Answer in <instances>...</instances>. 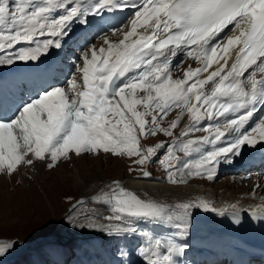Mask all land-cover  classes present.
<instances>
[{
	"label": "snow or ice",
	"instance_id": "6c2138e0",
	"mask_svg": "<svg viewBox=\"0 0 264 264\" xmlns=\"http://www.w3.org/2000/svg\"><path fill=\"white\" fill-rule=\"evenodd\" d=\"M125 8L134 10V19L130 18V30L122 33L123 38L113 42L108 33L115 36L122 32L125 22L106 27L103 17ZM96 18L99 22L93 25ZM74 23L82 28L78 39H85L90 29L98 28L104 46L93 45L82 53L79 63L73 65L76 71L67 81L71 85L67 92L63 86L51 85L16 106L10 117L0 111V171L7 168L14 172L22 162L33 165L45 160L46 154L50 159L47 167L54 169L59 159L68 158L70 153L79 156L98 150L136 156L138 165L150 164L153 157L164 163L167 156H174L173 148L182 147L187 152L195 144L201 154L194 167L188 162H181L178 168L166 163V168H175L169 171L168 179L176 183V172L183 178L187 169L189 176L211 180L222 155L225 162L240 156L242 146L258 142L253 133L264 141V118L245 129L254 113L264 108V80L255 79L257 71L264 72V0H0V51L8 52L0 64L37 61L50 48L61 49L62 41L67 42L64 38L71 39ZM138 28L144 31L138 32ZM237 45H242L237 61L222 75L229 50ZM178 52L202 61L203 66L189 67L185 79L173 80L170 66ZM213 63L219 65L216 70L200 79L199 74L208 72ZM175 67H180V62ZM249 69L252 71L244 77ZM77 74L82 84L77 83ZM215 78L219 79L206 94L204 86ZM138 92L145 95L138 97ZM140 104L144 112L136 111ZM197 105L207 107L201 113ZM174 107L186 109L193 121L181 136L198 131L210 134L186 143L177 137L171 145L161 142L155 148L142 149L141 137H154L158 132L173 136L178 121L170 127L160 125ZM149 115L151 121L145 119ZM205 119L213 123L199 127ZM227 132L230 136H225ZM18 136L22 143H18ZM221 137L227 141L225 146L201 152L202 145H215ZM157 149L163 150L159 156ZM142 175L151 174L143 171ZM113 184L111 193H104V201L113 213L106 219L118 222L115 234L135 235L140 223L174 228L176 231L167 237L142 233L145 243L138 254L145 264H181L180 258L190 247L185 239L189 210H208V203L173 206L141 199L118 181ZM251 213L264 222V204ZM235 223L240 224V219ZM12 246L0 242V256ZM120 255L127 253L121 250Z\"/></svg>",
	"mask_w": 264,
	"mask_h": 264
},
{
	"label": "rangeland",
	"instance_id": "374dc122",
	"mask_svg": "<svg viewBox=\"0 0 264 264\" xmlns=\"http://www.w3.org/2000/svg\"><path fill=\"white\" fill-rule=\"evenodd\" d=\"M114 12L111 14L114 15ZM130 18L134 19L132 13L123 17L121 21L125 22V26L122 32L117 33L115 36L108 33V38L113 42H118L119 39H122V33L128 31V29L130 30ZM108 25H111V23L109 22ZM97 33L99 36L93 38V40L91 39V42L87 40L89 44H86V40L82 42V39H76L74 43H72L73 40L66 42L60 51L61 58L56 61H54L53 55H58L53 54L55 49L52 48V52H48V56L45 55L46 58L42 56L37 61H17L12 65L2 64L0 66V75L4 72V74L6 73L10 77H0V91L5 93L4 88L7 87L8 90H11L9 94L7 93L8 96L13 93L19 94L21 97L31 98L42 91V89L48 88L51 85H57L65 87V91L67 92L71 86L67 81L71 74L76 71L73 65L74 63H79L78 58L81 57L82 53L93 45L97 48L104 46L101 40L103 33ZM87 36H92V34ZM7 54V51H0V57H5ZM46 60H50V62L46 63ZM41 63L44 66H49V68H42L43 70L41 71V68H38L41 67ZM22 64L42 72L44 77L50 74L51 81L49 80L48 84L43 86L44 88L38 83L36 84V81L32 82L31 85L29 82L26 84L21 81L19 82L18 79H15L13 82V75H15L14 68H19ZM189 67L191 66L185 63L180 67L173 65L170 67L171 77L173 76L175 80L184 79ZM76 79L78 84H82L80 74H77ZM191 82L189 81V83ZM203 91L205 93L208 92L206 86H204ZM143 95H145L144 92H138V97ZM10 97L12 99L11 95ZM192 103H196L195 100ZM197 106L200 107V105ZM206 107H200L201 113L204 112ZM263 109H260L259 114L253 115L248 124L245 125V129H250L259 119L264 118ZM144 110L142 104L136 106V111L144 112ZM0 111L3 112L6 118L13 114V112L10 113L8 111L5 104ZM187 113L186 109L174 107L161 121L160 125L161 127H170L173 121H178L177 128L173 129V136H165L163 133L158 132L154 137L141 138L140 147L143 149L142 143H144L145 139H148L145 147L153 146L155 148L161 142L166 146L171 145L177 137L180 138V141L186 143L188 140H199V138L210 134L209 132L198 131L191 132L188 136H181L180 133L193 124V121L190 119V123L186 124L185 128H183V119L188 115ZM126 115L130 119H134L130 113ZM145 119L151 121V115L146 116ZM218 119H223V117ZM212 123V121L205 119L200 122L199 127L203 128L205 125ZM118 127L122 129L123 124L118 125ZM136 127L138 128V126ZM221 130L223 131V128ZM225 136H230V132L225 133ZM253 137L256 138L257 136L254 134ZM226 144L225 137H221V140L217 141L215 145H202L201 152L225 146ZM196 148L197 145L195 144L191 145L187 152L182 147L173 148L174 156H167L164 163L158 162L157 157H155L151 163L154 169L152 174L149 177L142 175V178H133L134 174L142 167V165L135 163L138 157H129L126 153L122 155L105 153L102 150L90 153L82 152L79 156L70 153L68 158L61 157L54 169L47 167V163L50 162L47 154L45 155V160L35 161L33 165L20 163L14 172L9 173L7 168H5L3 171H0V242L12 243L13 245V243L22 244L23 242H30L41 236L51 238L43 244L36 245V243H32L31 245H25L24 251H27L28 254L19 264H84L86 261L89 264L88 261H90L94 252L95 256L91 260L92 264H120L122 260L124 264H145L144 259L138 254L137 247L135 246L136 236L140 237V231H138L136 236L132 234H115V224L118 222L106 219V217L113 215V213L111 205L104 201V193H111L114 181L120 182L122 187H125V182L130 180L153 181L152 183L155 184L161 183V185L165 184L173 187L183 185L184 183L180 182L182 177L179 171L176 172V183H172L168 179L169 171H174L175 168H166L165 164L171 163L178 168L181 162H188L190 166L194 167L201 154L196 151ZM162 152L163 150L157 149L158 156ZM257 154L250 157H260L261 154ZM219 159L220 163L216 165V174L213 179L209 180L206 176H189L187 175V169H184L186 181L189 182L191 179H194L197 183L196 186L211 190L219 188L223 191L227 189L229 192L241 191L242 194L238 195L240 198L252 193L253 190L259 196L264 195V191L262 190L264 189V173L260 174L259 177V173L264 169L260 166V168L257 167L260 164H254L251 170L246 171V173H238L240 175H234V173L229 172L222 175L218 171L229 167L228 165L226 166L223 155ZM253 169L256 170L253 171ZM207 184L213 187L210 188ZM150 198H153V194L147 193L146 197H143L145 200H150ZM79 199L85 200L72 211L68 212V206ZM85 222L91 224L87 226L91 227L89 228L90 230L87 229V232H85L83 226ZM93 224H97L98 226L105 224L107 227L109 225L112 227L105 233H100L93 231L96 229ZM78 226H81V230ZM148 229H150L149 226ZM196 231L189 233L185 239L193 240L196 238L194 237V233L199 234L200 230ZM198 241L199 239L197 238L194 243L196 244ZM207 246L210 247L208 244ZM9 250L0 256V260L8 257ZM121 250L126 252L127 255L121 256ZM100 251L102 255L96 257ZM193 251L197 252L198 250ZM58 254L66 262L60 263L57 257ZM211 264L229 263L220 259L218 263Z\"/></svg>",
	"mask_w": 264,
	"mask_h": 264
},
{
	"label": "bare ground",
	"instance_id": "6f19581e",
	"mask_svg": "<svg viewBox=\"0 0 264 264\" xmlns=\"http://www.w3.org/2000/svg\"><path fill=\"white\" fill-rule=\"evenodd\" d=\"M113 11H115L114 15L109 13L103 17V21L107 22L105 24L106 27L111 26V25H121L122 18L126 17L128 14H131L134 10H129V9L125 8V9H115ZM98 22H99V18L94 19L93 25L97 24ZM109 22L111 23V25H108ZM231 27H232V25L229 26V28H231ZM97 30H99V29L98 28L90 29L88 31V33L86 34V38L82 39V42H85V40H86V44H89L87 40L90 41L91 38L96 35ZM143 31H144L143 28H138V32H143ZM227 31H228V29H225V32H227ZM124 32H126V31H124ZM150 32H151V29L149 28V34H150ZM91 34H92V36H87V35H91ZM81 35H82L81 26L79 24L74 23L72 26V32L70 33L71 39H69L68 37H65L64 40H66L67 42L73 40L72 43H74L75 40L78 39ZM223 35H224V33H221V36H223ZM63 43L64 42H62V44ZM63 45H65V43ZM240 47H242V45L234 46L232 49L229 50V54H228V58H227V66L225 67L224 73H222V75L227 73V71L231 69L232 65L234 63H236L237 57L239 55ZM79 48H81V47H79ZM60 51H61V49H55L53 54H57L58 56L53 55V57L55 58L54 61L59 60L61 58ZM50 52H52V48L49 49V53ZM45 55L48 56V53ZM0 58H4V57L2 56ZM183 58H185L184 54L178 52L177 57L172 59V64L170 67H172L173 65H176L178 62H181V60L183 63H180V66L183 65L184 63L186 65H190L191 67H193V69L203 66L202 61H197V60L193 59L192 57H186L185 59H183ZM47 62H50V60H46V63ZM220 63L223 64L224 61L221 60ZM16 64H18V63H16ZM0 66H2V64ZM218 66L219 65H217L216 63H213L212 67L208 69V72H203V73L199 74V78L205 79L212 71H215ZM17 68L18 67L14 68V74L15 75H13V77H14V80L12 79L13 82L15 81V79H18L19 82L21 81L22 83H25V84L29 82V84L31 85L32 82L34 83L36 81V84L38 83L40 86L43 87L44 85L48 84V82L50 80V74L48 76L44 77L42 72H40L36 69H31L25 64H22L18 69ZM38 68H41V71H42L43 70L42 68H49V66H47V65L44 66V64L41 63V67H38ZM251 71H252V69H249L248 72H245L244 77H247L249 72H251ZM5 75H6V73L4 74V72H3V73H1L0 77H5ZM175 76H174V78H176ZM244 77H242V79H244ZM172 79H173V76H172ZM184 79H185V76H184ZM193 79H195V78H193ZM218 79L219 78H215L214 81H210L208 84L205 85L206 89L208 90V92L206 94H210L211 89L214 86L215 81ZM255 79L257 81L264 80V72L257 71L256 75H255ZM173 80H175V79H173ZM246 88L248 90H250V88H251L250 83L246 84ZM3 106H4V104H2V105L0 104V109L3 108ZM259 111L254 113V115L259 114ZM187 114L188 115L185 116L183 119L184 120V124H183L184 127L183 128H185L186 124L190 123V119H191L190 113H187ZM220 120H223V119H220ZM254 134L257 136L256 139L258 141L255 145L264 144V141H261L259 139V134L258 133H254ZM18 143H22V139H20L19 136H18ZM255 145L248 144V146H242L241 155L232 158L234 160L233 161L234 166H230L226 170V173L227 172L234 173L233 168H235V167H236L235 171L238 170V173H240V172L246 173V171L252 169L251 167L254 164H260V167L262 166L264 169V152H263L264 147L261 148L262 149L261 151L255 152L252 149V147ZM244 148H246V151H247L246 153L244 152ZM21 151H23V150L21 149ZM255 153L261 154L260 157H254V158L250 157L252 155L254 156ZM29 156H31V154H29ZM232 159L230 160V162L232 161ZM182 179H185V177H183ZM152 182L130 180V181H127L125 183H126L127 187L131 188V190H136L137 193H135L133 191V194L139 196V198H141V199L143 197H146L147 193H149V194H153V198H150V200L157 201V202L164 203V204L166 203L168 205H173V206L176 204L185 203V202L199 203L200 201H206L209 205V209H215L212 216L209 218L207 217V219L211 218V220L215 221L216 225L217 224L220 225L219 221L222 218H220V220H218V221L215 218L222 217L223 215H225L226 217L237 218L240 220H247L248 218L253 217L252 213H251L252 209L256 208L257 205L264 204V195L259 196V194H256V192H253L255 190H253L252 193L247 194L245 197L240 198V197H238V195H240L241 191L229 192L227 189L223 191V190H220L219 188L215 189V190H211L209 188H203L201 186H196L197 183L195 182L194 179H191V181H189V182L187 181L183 185L175 186V187L165 185V184L161 185V183L155 184ZM207 185L210 186V188L213 187V186L211 187L210 184H207ZM262 190L264 191V189H262ZM233 205H235V207H232ZM200 208H204V207H200ZM219 212L222 213L223 215L222 214L219 215ZM104 223H106V222H104ZM202 223H204V221H202ZM90 225L91 224H88V222H85L83 224V226L85 228V232H87V229L91 228V227H87ZM93 225L96 228L93 231H98L100 233H105L106 231L111 229V228L107 227V225H105V224L104 225L100 224V226H98L97 224H93ZM148 226L150 229H148ZM138 227L142 231H146V232H149V230L150 231L153 230L154 232H157L159 234L158 237H167V236L171 235L175 230L174 228H171L169 226H160V225L144 224V223H140ZM78 228H80V230H81V226H78ZM258 229L264 230V222H260L258 227L255 228V230H258ZM197 230H199V229H197ZM200 231H205V230L202 229ZM191 232H193V230L189 229L188 234ZM229 234H230L229 230L227 232H219L218 236L214 238L213 243L208 241L207 244L210 247H208V246L203 247L204 252L205 251H207V252L213 251L214 252V251H216V249H221L216 256L221 257L222 255H228V258L232 262L229 264H239L238 263V254H239V251L241 249L244 250L246 255L248 256V260H247L248 264H255L254 261L262 260V253L263 252H261L257 249H254L249 245L240 244L239 243V242H241L240 240L236 241V240L229 238ZM154 237H156V235H154ZM196 239L197 238H194L193 240L186 239L190 245V247L188 249H191L192 246L194 247L197 244V243L196 244L194 243V241H196ZM225 241L231 242L232 246L231 247L227 246L225 244ZM200 251L202 252V248ZM185 256H186V253L180 259L184 258Z\"/></svg>",
	"mask_w": 264,
	"mask_h": 264
},
{
	"label": "trees",
	"instance_id": "16d2710c",
	"mask_svg": "<svg viewBox=\"0 0 264 264\" xmlns=\"http://www.w3.org/2000/svg\"><path fill=\"white\" fill-rule=\"evenodd\" d=\"M147 147V146H146ZM150 147H153V146H150ZM148 148V147H147Z\"/></svg>",
	"mask_w": 264,
	"mask_h": 264
}]
</instances>
